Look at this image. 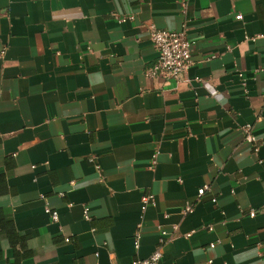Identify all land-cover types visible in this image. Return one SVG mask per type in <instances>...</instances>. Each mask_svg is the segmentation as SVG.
<instances>
[{
    "label": "crops",
    "instance_id": "1",
    "mask_svg": "<svg viewBox=\"0 0 264 264\" xmlns=\"http://www.w3.org/2000/svg\"><path fill=\"white\" fill-rule=\"evenodd\" d=\"M184 21L187 72L147 77ZM2 50L0 264H129L174 223L160 264H264V0H0Z\"/></svg>",
    "mask_w": 264,
    "mask_h": 264
},
{
    "label": "built area",
    "instance_id": "2",
    "mask_svg": "<svg viewBox=\"0 0 264 264\" xmlns=\"http://www.w3.org/2000/svg\"><path fill=\"white\" fill-rule=\"evenodd\" d=\"M114 20L117 23H125L134 20L133 14H111ZM149 37L150 40L157 52L155 61L148 66L144 73L149 78H164L172 79L176 82H179L183 75L187 72L188 68L193 62L192 53L194 51V41L193 39L187 36V22L184 21L181 24V27L178 30H168L158 28L155 25L151 24L149 26ZM1 54L4 53L2 50ZM214 57V56H212ZM239 76L241 74L239 73ZM240 130L243 134V138L246 142L250 143L253 146V150L257 151L259 146V141L255 134L253 133V126L251 123H245L240 126ZM156 151L151 157L152 168L157 160ZM92 159V158H91ZM98 167V166H97ZM209 186L203 185L197 189V194L195 200H199L206 192H209ZM211 201L216 202V197L212 196ZM154 204V198L152 194H144L140 198V210L142 213L146 211V208L149 205ZM70 205V204H69ZM194 210V202L187 201L180 211L181 215H186L191 213ZM264 211V204L262 206ZM45 212L50 215L52 221L58 220V213L52 211L48 206H45ZM256 213V210L251 208L248 215L253 217ZM84 218L89 220L90 216L88 213V208L85 206L83 209ZM167 216V215H166ZM142 224L139 222L137 224L136 231L133 236V243L135 248L139 247L140 243V228ZM206 230L213 231L214 226L212 224H207L205 226ZM158 240L153 251L145 258H136L133 259L129 264H160V260L163 253V248L168 244L175 236L178 234V224H171L169 228H165L163 225L158 224ZM190 233H185L184 236L188 237ZM67 241L68 238H65ZM220 242L219 238L208 243L207 247L212 249Z\"/></svg>",
    "mask_w": 264,
    "mask_h": 264
},
{
    "label": "trees",
    "instance_id": "3",
    "mask_svg": "<svg viewBox=\"0 0 264 264\" xmlns=\"http://www.w3.org/2000/svg\"><path fill=\"white\" fill-rule=\"evenodd\" d=\"M0 229L3 230L11 242L22 240V238L14 232L11 220L2 219L0 221Z\"/></svg>",
    "mask_w": 264,
    "mask_h": 264
}]
</instances>
